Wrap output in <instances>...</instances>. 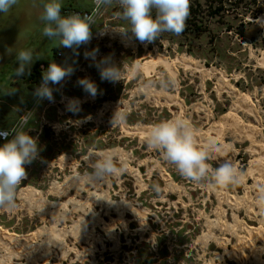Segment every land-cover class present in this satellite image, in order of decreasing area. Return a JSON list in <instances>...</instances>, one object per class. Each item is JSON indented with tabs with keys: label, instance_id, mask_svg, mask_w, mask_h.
Listing matches in <instances>:
<instances>
[{
	"label": "rangeland",
	"instance_id": "374dc122",
	"mask_svg": "<svg viewBox=\"0 0 264 264\" xmlns=\"http://www.w3.org/2000/svg\"><path fill=\"white\" fill-rule=\"evenodd\" d=\"M69 4L84 9L77 0H63V7ZM225 4L226 11L209 21L200 39L164 33L143 44L119 31L126 22L118 5L105 8L92 32L97 39L76 48L68 63L72 74L53 85L54 101L46 99L36 114L39 131L29 135L38 138L41 150L25 165L16 208H0V229L19 237L14 242L0 233V264H264L262 240L255 249L240 242L249 237L244 225L264 227L256 204L264 174L248 175L264 156V66L259 62L264 0ZM41 11L42 0H18L9 13H0V100L16 104L13 85L63 49L42 36ZM10 47L31 49L39 57L30 74L14 75L18 63L15 53H7ZM158 57L174 63L176 77L162 63L149 74L135 69ZM106 63L121 67L124 79L102 80L100 67ZM83 77L97 85L95 98L78 85ZM237 93L251 98L253 114L240 107ZM70 98L79 99V112L67 110ZM6 110L0 104V124L13 116ZM116 111L126 114L125 123L112 124ZM230 112L256 134L242 135L225 125L217 145L231 150L211 154L208 162L244 172L239 185L209 190L182 177L159 151L147 147L142 134L181 116L196 130L197 144L205 146L206 140L219 139L213 127ZM100 152L110 153L126 171L104 183L77 181Z\"/></svg>",
	"mask_w": 264,
	"mask_h": 264
},
{
	"label": "clouds",
	"instance_id": "9594fccd",
	"mask_svg": "<svg viewBox=\"0 0 264 264\" xmlns=\"http://www.w3.org/2000/svg\"><path fill=\"white\" fill-rule=\"evenodd\" d=\"M94 3L98 8L118 5L121 9L119 18L126 22V26L119 31L123 34L131 33L142 44L152 43L164 33L181 34L189 16V0H94ZM17 4L18 0H0V13H9ZM62 8L63 0H42L39 15L42 36L56 42L58 47L73 50L89 43L92 38L93 17L79 13L62 15ZM7 53H15L18 67L15 68L14 75L17 78L30 74L32 64L39 60L31 49L16 50L10 47ZM85 55L87 57L89 54ZM72 72L73 69L69 66L50 62L42 71V81L33 95L37 100L54 101L52 86L60 85ZM100 76L102 80L110 82L124 79L121 67L114 63H106V66L100 67ZM77 83L91 97L95 98L98 94L97 85L88 77L78 79ZM66 108L73 113L79 112V99L70 98ZM125 121V113H114L112 124H123ZM28 123L29 117L25 116L17 126L0 131V137L5 141L0 144V208L3 209L16 208L18 187L27 177L25 165L31 164L41 150L38 138L29 135V130H23ZM144 140L149 149L159 151L165 161L174 165L182 177L197 184L202 183L209 190L244 182L245 173L231 164L224 163L213 168L208 162L211 154H226L231 146H218L214 141L199 146L196 142V130L181 116L151 125L144 133ZM90 159L91 170L86 171L83 176L75 177L77 181L104 183L126 171V167L118 164L110 153L100 152ZM256 204L264 214V187H261Z\"/></svg>",
	"mask_w": 264,
	"mask_h": 264
},
{
	"label": "bare ground",
	"instance_id": "6f19581e",
	"mask_svg": "<svg viewBox=\"0 0 264 264\" xmlns=\"http://www.w3.org/2000/svg\"><path fill=\"white\" fill-rule=\"evenodd\" d=\"M264 54V53H263ZM262 54V55H263ZM260 61V64L262 65V66H264V56L261 58V59H259ZM178 61V60H177ZM160 63H162L163 65H166V67L170 70V71H172V73H174L173 72V65H174V63L173 62H170V61H168V60H165V59H163V58H160V57H158L157 59H153L152 61H147V62H145V63H135L136 64V66H135V69H138V68H140L142 71H144L145 73H147V74H149V72L150 71H152V70H154L155 69V66H157L158 64H160ZM185 63V62H184ZM186 64V63H185ZM184 64V65H185ZM137 65L139 66V67H137ZM140 70V71H141ZM174 77H176V74L174 73ZM238 94V93H237ZM238 96H239V101H238V104L240 105V107L242 108V109H244L245 111H247L248 113H250V114H253L254 113V105H252V101H251V98L248 96V95H246V94H238ZM236 98H238L237 96H236ZM237 102V101H236ZM173 104V103H172ZM238 105V106H239ZM183 111H184V109H183ZM222 122V123H221ZM221 122H219L216 126H214L213 127V130H215L218 134V136H219V139H216V137L215 138H212V139H209V141L208 140H206L208 143L210 142V141H214L216 144H218V142H219V140H220V137L222 136V134L224 133L223 132V129H224V126L225 125H229V127H230V125L231 126H234V128H236L237 129V131L240 133V134H248L249 136H253V135H255L256 134V131L253 129V127L252 126H245L244 125V122L240 119V118H238L237 116H236V114L235 113H233V112H230V113H228L224 118H223V121H221ZM149 128V127H148ZM147 128V129H148ZM147 129L146 130H143V131H147ZM235 129V130H236ZM211 130V129H210ZM212 131V130H211ZM210 131V132H211ZM144 132V133H145ZM144 133H142V134H144ZM209 135V134H208ZM200 137V136H199ZM208 137H206V139H207ZM206 141H205V143H206ZM221 142H222V140H221ZM222 145H226L225 143H222ZM219 146V145H218ZM255 151V150H254ZM260 151H263V153H264V147H262L261 149H260ZM255 172H262L263 174H264V156L261 158V159H259V160H256V161H254L253 163H252V166L250 167V169L248 170V175H250V176H254V174H255ZM247 177V176H246ZM256 177V176H255ZM244 179H245V177H244ZM245 181V180H244ZM257 182H258V185L259 184H261L262 183V180H257ZM257 185V184H256ZM243 229V228H242ZM244 229L248 232V234H249V237H246V238H241V241L240 242H242V244L244 245V246H248V247H250V249L252 248H256L257 246H256V243H257V241L258 240H262L263 242H264V227H262V228H259V229H253V228H249L248 226H246V225H244ZM3 230H1L0 229V233L2 234L1 235V237L4 235V237H6V238H8L9 240H12V241H16V240H18L19 239V237H17V236H15V235H11V234H9L7 231H3ZM21 238V237H20ZM23 239V238H22ZM240 240V239H239ZM21 241V240H20ZM20 244V243H19ZM241 245V244H240ZM241 248V247H240ZM245 248V247H244ZM236 249V248H235ZM259 249V248H258ZM243 250V249H242ZM260 250V249H259ZM241 251V250H240ZM239 251V252H240ZM252 251V250H251ZM253 252H255V251H253ZM258 252H260V251H258ZM257 253V252H256ZM240 254H241V252H240ZM243 254V253H242ZM257 254H260V253H257ZM256 254V255H257ZM261 255V254H260ZM237 256H238V254H237ZM244 256V255H243ZM240 257V256H239ZM242 258H244V257H242ZM241 260V259H240Z\"/></svg>",
	"mask_w": 264,
	"mask_h": 264
},
{
	"label": "trees",
	"instance_id": "16d2710c",
	"mask_svg": "<svg viewBox=\"0 0 264 264\" xmlns=\"http://www.w3.org/2000/svg\"><path fill=\"white\" fill-rule=\"evenodd\" d=\"M230 0H189V16L186 20V26L184 31L179 34L184 39H190L191 41L200 39L209 30V21L220 17L226 11V2ZM73 6H69L62 10L65 12L67 9H71ZM59 50H55L56 52ZM189 54H193L192 48L188 50ZM49 63L45 65L48 67ZM41 63H37L34 68V72L31 74L30 79L34 83L32 89L37 87L39 80L42 79V73L40 71Z\"/></svg>",
	"mask_w": 264,
	"mask_h": 264
},
{
	"label": "crops",
	"instance_id": "0c3cea01",
	"mask_svg": "<svg viewBox=\"0 0 264 264\" xmlns=\"http://www.w3.org/2000/svg\"><path fill=\"white\" fill-rule=\"evenodd\" d=\"M77 1L79 2L81 6H83L84 9H92L91 3L85 0H77ZM68 2L70 3L71 0H68ZM69 6H72V5L69 4ZM69 6L63 7L62 10ZM55 60H56V57H55ZM33 72H34V69H33ZM33 86H34V83L30 79V77L26 79H22V81H20V84L16 83L15 85H13V89H14L13 91H15L17 94V96L15 97L16 104L9 102V101L5 102L3 100H0V104L5 105V108L7 110L9 109L11 111V114L13 115L12 118H7L6 122L0 124V130L11 129L13 126H15L19 120L20 112L22 108L27 107V106H32L37 102V98L33 95V92L35 90V89H32ZM7 110L4 111V113L10 112V111L8 112ZM35 117H33V119L30 121V123L27 125L25 129V131L29 130L30 134L39 131L38 126H36L38 122L35 119ZM0 144H3V142L0 141Z\"/></svg>",
	"mask_w": 264,
	"mask_h": 264
},
{
	"label": "built area",
	"instance_id": "2783aa9c",
	"mask_svg": "<svg viewBox=\"0 0 264 264\" xmlns=\"http://www.w3.org/2000/svg\"><path fill=\"white\" fill-rule=\"evenodd\" d=\"M85 1L91 3V5H92V9L91 10H89V9L81 10V9L71 8V9L65 10V12H63L62 15H67V14H70V13H79L81 15H91L93 17V24H92V32H93V30L96 27L98 21L102 18L103 12H104L106 7L101 6V7L98 8L95 5L94 0H85ZM96 39H97V36L96 35H92V38H91L90 41L92 42V41H94ZM75 51H76V49L73 50V49H70V48L60 49L59 51L56 52V55H55L56 60H55V62L58 63V64H61V65H64V66H68L69 65L68 63H69L70 59L73 57V53ZM46 68H47V66L45 64L41 65V68H40L41 73ZM41 81H42V79L39 80L37 86L41 83ZM45 102H46V99L37 100V102L34 105L22 108V110L20 112L19 120H18V122H17V124L15 126H17L19 124V122L21 121V119L23 117H25V116L29 117V123H30V121L33 119V117H35L36 114H38L39 109L41 107H43V104ZM27 125L24 126V129H23L24 131H25ZM0 131H4V130H0ZM0 141L3 142V143L5 142L3 137H0Z\"/></svg>",
	"mask_w": 264,
	"mask_h": 264
}]
</instances>
